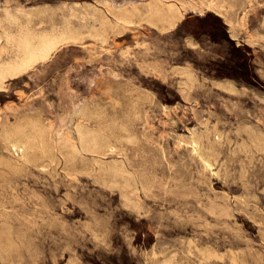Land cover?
Listing matches in <instances>:
<instances>
[{
	"label": "rangeland",
	"instance_id": "374dc122",
	"mask_svg": "<svg viewBox=\"0 0 264 264\" xmlns=\"http://www.w3.org/2000/svg\"><path fill=\"white\" fill-rule=\"evenodd\" d=\"M162 1L187 7L174 27L139 16L101 42L90 35L94 17L144 10L148 0H0V49L3 28L17 31L10 14L31 16L36 32L69 22L81 32L0 87V264L264 263V0H235L227 17L201 10L202 0ZM85 100L99 114L86 123L113 143L106 153L80 145L75 115ZM24 119L49 125L52 156L35 149L23 159L8 147L3 124Z\"/></svg>",
	"mask_w": 264,
	"mask_h": 264
},
{
	"label": "bare ground",
	"instance_id": "6f19581e",
	"mask_svg": "<svg viewBox=\"0 0 264 264\" xmlns=\"http://www.w3.org/2000/svg\"><path fill=\"white\" fill-rule=\"evenodd\" d=\"M151 1V0H150ZM150 1L148 0V4H147V7L144 9V10H139V9H137L136 7H133V8H113L112 7V9H111V11L110 12H112V14H113V18L112 17H109L108 15H101V16H96V17H94V20L96 21V23H94V24H92L91 25V27H90V25H88L89 27H90V35H92L93 37H95L96 39H98L99 41H101V42H105V41H107V39H108V34L110 33V32H115V33H118V32H120L121 30H123L124 28H127L128 26H129V24L130 23H132L133 22V20H134V18L135 17H139L140 16V18L141 19H143V20H145V21H147L148 23H150V24H153V25H155L156 27H158L159 29H161V30H165V29H169V28H172V27H174L175 25H176V23L181 19V17L183 16V11L185 10V8H187V7H184L183 5V7H179V5L177 6V5H175V4H173L172 2L170 3V4H165V3H163L164 1H162L161 0V2H158V0H154V1H152V3H150ZM160 1V0H159ZM178 1V0H177ZM235 0H202L201 2H199V4H198V7L202 10V9H204L205 7H211V8H215V9H217L220 13H222L224 16H230V15H232L233 14V12L231 13V8H233L234 6H235V2H234ZM246 1V0H245ZM179 2V1H178ZM191 2V1H190ZM81 3V2H80ZM147 3V2H146ZM186 3V2H185ZM192 3V2H191ZM106 4V3H105ZM142 4H143V2H142ZM135 6V5H134ZM143 6V5H142ZM144 6H146V5H144ZM192 7V6H191ZM198 8V9H199ZM37 9V8H36ZM66 9V8H65ZM222 10L224 11H226L225 13L224 12H222ZM33 15V14H32ZM24 16V18L26 19L25 20V22H22L21 20H20V16L19 15H16V14H10L9 16L7 15V17H6V19H8V21H10L12 24H14V25H17V31L14 33H11V32H9L6 28H3L4 29V37H5V44H7L6 46L9 48H7L6 46H4V47H2L1 49H0V87H3L4 86V84H5V81H6V78L7 77H9V76H14V75H16V74H19V73H21V72H23V71H25V70H27V69H29V68H31V67H33L37 62L39 63L40 61H45V60H47L48 58H50L51 57V55L53 54V52L61 45V44H63V43H67L68 41H77V40H79L80 38H81V32L79 31V30H77V29H74V28H72V26H70L69 24H71L70 22H69V24H66V26L61 30V31H59V32H49V33H44V32H36L33 28H32V25H31V27H29L28 26V21L30 22V20L32 21V18H31V16H29L28 14H26V13H24L23 15H22V17ZM33 17V16H32ZM68 17V16H67ZM66 17V18H67ZM70 19V18H69ZM140 19V21H142ZM67 20V19H66ZM66 20H65V23H66ZM72 20V19H71ZM138 20V19H137ZM233 19H231V20H229V22L231 23V28H234V24L232 23V22H234V21H232ZM235 20V19H234ZM5 21V20H4ZM139 21V20H138ZM136 22V21H135ZM65 23H64V25H65ZM146 23V22H145ZM237 23V22H236ZM2 24V23H1ZM82 24V23H81ZM136 24V23H135ZM142 24V23H141ZM53 25V24H52ZM134 25V24H133ZM263 25H264V19H263ZM2 26V25H1ZM54 26V25H53ZM53 26H51V27H53ZM73 26H75V25H73ZM83 26V25H82ZM62 27V26H61ZM132 27V26H131ZM130 27V28H131ZM75 28H79L78 26L77 27H75ZM81 28V27H80ZM2 29V30H3ZM82 29V28H81ZM44 30V29H43ZM60 30V29H59ZM160 30V31H161ZM84 31V30H83ZM82 31V32H83ZM86 33V32H85ZM262 35V34H261ZM263 36V35H262ZM2 37V34H0V38ZM72 43V42H71ZM70 43V44H71ZM79 43V42H78ZM59 49V48H58ZM3 52L5 53L6 52V55H7V57H6V55H5V57H4V55H3ZM188 70V69H187ZM184 71V70H183ZM181 74H183V73H181ZM186 74V73H185ZM190 75V74H189ZM188 76V75H187ZM192 76V75H191ZM186 77V76H185ZM189 77V76H188ZM188 77H186V78H188ZM187 80V79H186ZM113 81V80H112ZM188 81V80H187ZM192 82H193V80H192ZM180 83V82H179ZM186 83V82H185ZM181 84V83H180ZM189 84V83H188ZM193 84V83H192ZM228 85V84H227ZM183 86V85H182ZM180 88H182V87H180ZM188 89V88H187ZM189 90V89H188ZM187 90V91H188ZM190 91V90H189ZM104 93H106V91L104 92ZM131 93V92H130ZM136 94V93H135ZM144 94V93H143ZM183 94V93H182ZM187 94V96L185 97V95ZM188 94H189V92L188 93H184V97L185 98H187L188 97ZM105 95V94H104ZM112 95V94H111ZM106 96H107V93H106ZM106 96H105V98H106ZM189 97H190V95H189ZM109 98H111V97H109ZM106 99H108V98H106ZM190 99H191V97H190ZM113 100V99H112ZM91 102V101H90ZM90 102L89 101H86L85 100V102L80 106V108L78 109V111H77V114L75 115V116H77V121H76V131H77V133H78V138H79V142H80V145H81V147L82 148H84V149H89V150H93V152L94 151H98V152H103L104 150L106 151V149H108V148H112V142L111 141H109L108 139H107V137H103L98 131H93L92 129H90V127H89V125L86 123V120H87V118H88V120H89V117L91 116L92 117V115L93 114H95L96 113V110H95V108H93L92 107V105L90 104ZM163 105V104H162ZM168 109H170V107L168 108ZM99 111V110H98ZM164 111H165V109H164ZM163 111V112H164ZM101 112V111H100ZM170 112V111H169ZM134 113H135V111H134ZM104 114V113H103ZM126 114V113H125ZM125 114H123V115H125ZM129 114V113H128ZM95 115H99V114H95ZM135 116H136V113H135ZM90 117V118H91ZM94 117V116H93ZM101 117V116H100ZM129 117V116H128ZM131 117H132V115H131ZM130 117V118H131ZM97 119H98V116L96 117ZM120 118V117H119ZM124 118V117H123ZM126 118H127V116H126ZM139 118V117H138ZM170 118V117H169ZM93 119V118H92ZM118 119V118H117ZM120 119H122V118H120ZM129 119V118H128ZM131 119H135L134 117L133 118H131ZM130 119V120H131ZM25 120V119H24ZM95 120V119H94ZM101 120V119H100ZM124 120V119H123ZM126 120V119H125ZM124 120V121H125ZM132 120V121H133ZM137 120V119H136ZM104 121V120H103ZM121 121V120H120ZM5 122V121H4ZM105 122V121H104ZM103 122V123H104ZM110 122V121H109ZM126 122H129V121H126ZM89 123V122H88ZM97 123H99V121L97 122ZM103 123H101V126L103 125ZM165 123V122H164ZM124 124V123H123ZM128 124V123H127ZM130 124H132V122L130 123ZM107 126H108V124H106ZM120 125V124H119ZM134 125V124H133ZM116 126V125H115ZM124 126V125H123ZM203 126V125H202ZM104 128H105V126H103ZM112 127H114V126H112ZM120 127V126H119ZM126 127H127V125H126ZM204 127V126H203ZM99 128V127H98ZM101 128V127H100ZM111 128V127H110ZM110 128H109V130H110ZM53 129V128H52ZM51 129V130H52ZM106 130H107V128H105ZM120 129V128H119ZM133 129V128H132ZM101 130V129H100ZM117 130H118V128H117ZM196 129H194V131H195ZM257 130V129H256ZM259 130V129H258ZM112 131H114V129L112 130ZM119 131V130H118ZM117 131V132H118ZM120 131H122V130H120ZM119 131V132H120ZM203 131V130H202ZM3 135H1L2 136V138L4 137V139H5V142L7 143V145H8V147H12L15 151L16 150H20L21 151V156H22V158L23 159H26V158H28L30 155H34L35 156V154H31V152L32 153H34L33 152V150H35V149H37V150H39L41 153L40 154H42L43 156L44 155H50V153L51 154H53L54 153V145H55V143H54V145H53V138H52V136H51V133H50V127H49V125L48 124H46L42 119H37V120H33V119H27V120H25V121H23V122H21L20 124L18 123V124H16V125H10L9 124V122H5L4 124H3ZM1 132V133H2ZM134 132V131H133ZM132 132V133H133ZM250 133V132H249ZM111 134H114V132L112 133L111 132ZM119 134V136H120V133H118ZM127 134V133H126ZM126 134H124V135H126ZM198 134V133H197ZM200 134V133H199ZM262 134V133H261ZM260 134V135H261ZM264 134V133H263ZM116 135V134H115ZM122 135H123V133H122ZM121 135V136H122ZM133 135V134H132ZM259 135V136H260ZM199 136H201V135H199ZM218 136V135H217ZM256 136V135H255ZM67 139H66V142H65V144L64 145H72L71 143H70V134H67ZM114 137H116V136H114ZM125 137V136H124ZM163 137V136H162ZM188 136H186V138H187ZM252 137V136H251ZM257 137V136H256ZM109 138V137H108ZM117 138V137H116ZM131 138V137H130ZM134 138H135V135H134ZM140 138V137H139ZM180 138V137H179ZM182 138V137H181ZM188 138H190V137H188ZM187 138V139H188ZM201 138V137H200ZM205 138V137H204ZM220 138V137H219ZM222 138V137H221ZM253 138V137H252ZM138 139V138H137ZM162 139V138H161ZM202 139V138H201ZM65 140V139H64ZM68 140H69V142H68ZM117 140V139H116ZM128 140V139H127ZM130 140V139H129ZM128 140V141H129ZM133 140V139H132ZM163 140V139H162ZM183 140L185 141V139L183 138ZM2 141H3V139H2ZM118 141H119V138H118ZM182 141V140H181ZM187 141V140H186ZM185 141V142H186ZM190 141V140H189ZM192 141V140H191ZM260 141V140H259ZM4 142V141H3ZM2 142V143H3ZM64 142V141H63ZM120 142V141H119ZM262 142V141H261ZM152 143V142H151ZM156 143V142H155ZM160 143V142H159ZM178 143V142H177ZM219 143V142H218ZM263 143V142H262ZM4 144L5 143H3V146H4ZM62 144V143H61ZM115 144V143H114ZM153 144V143H152ZM192 144V143H191ZM199 144V143H198ZM208 144V143H207ZM7 145H5L6 147H7ZM75 145V144H74ZM157 145V144H156ZM161 145H162V143H161ZM164 145V144H163ZM176 145V144H175ZM178 145V144H177ZM180 145V144H179ZM178 145V146H179ZM182 145V144H181ZM200 145H202V144H200ZM205 145V144H204ZM219 145V144H218ZM255 145V144H254ZM5 146L3 147V149L5 148ZM63 146V145H62ZM62 146H60V147H58L59 149L62 147ZM160 146V145H159ZM197 146V145H196ZM220 146V145H219ZM74 147V146H73ZM76 147V146H75ZM80 147V148H81ZM120 147V146H119ZM118 147V148H119ZM162 147H164V146H162ZM209 147V146H208ZM218 146H216V148H217ZM11 148V149H12ZM63 148H65V147H63ZM67 148V147H66ZM121 148H122V146H121ZM121 148H120V150H121ZM153 148H156V147H154L153 146ZM165 148V147H164ZM163 148V149H164ZM213 148H215V147H213ZM229 148V147H228ZM6 149V148H5ZM10 149V150H11ZM71 149H72V147H71ZM75 149V148H74ZM123 149V148H122ZM157 149V148H156ZM178 149H180V148H178ZM194 149V148H193ZM200 149V148H199ZM198 149V150H199ZM201 149H205L204 147L202 148L201 147ZM200 149V150H201ZM218 149V148H217ZM63 150H64V153H65V149H62V152H63ZM68 150V149H67ZM66 150V151H67ZM82 150V149H81ZM87 150H85L84 152L86 153V151ZM126 150V149H125ZM157 150H159V149H157ZM195 150V149H194ZM36 151V150H35ZM52 151H53V153H52ZM70 151L71 150H68V152H69V154H71L70 153ZM72 151H73V149H72ZM75 151H77V150H75ZM111 151V150H110ZM206 151V150H205ZM212 151H214L213 149H212ZM8 152H9V150H8ZM11 152V151H10ZM19 152V151H18ZM18 152H16V153H18ZM58 152L60 153L61 151L60 150H58ZM120 152V151H119ZM160 152V151H159ZM221 152V151H220ZM219 152V153H220ZM35 153H37V152H35ZM56 153V152H55ZM67 153V152H66ZM91 153H92V151H91ZM103 153H106V152H103ZM108 153H110V152H108ZM107 153V154H108ZM123 153V152H122ZM161 153V152H160ZM194 153V152H193ZM202 153V152H201ZM209 153H211V152H209ZM60 154H62V153H60ZM69 154H68V156H69ZM74 154H76V153H74ZM95 154H97V153H95ZM111 154V153H110ZM127 154V153H126ZM191 154H192V152H191ZM215 154V153H214ZM13 155V154H12ZM41 155V156H42ZM56 155V154H55ZM194 155V154H193ZM211 155H213L212 153H211ZM18 156H19V154H18ZM43 156L42 157H40L41 159L43 158ZM50 156H52V155H50ZM61 156H64V155H61ZM67 156V155H66ZM71 156H73V152H72V154H71ZM80 156V155H79ZM126 156V155H125ZM164 156V155H163ZM217 156V158H218V155H216ZM10 157V156H9ZM15 157V156H14ZM13 157V158H14ZM31 158H32V156H30ZM53 157H55V156H53ZM57 157V156H56ZM77 157V156H76ZM205 157V156H204ZM211 157V156H210ZM2 158V157H1ZM4 158H6L7 159V157H4ZM11 158V157H10ZM10 158H9V160H10ZM16 158V157H15ZM63 158H65V156L63 157ZM86 158V157H85ZM94 158V157H93ZM201 158H203V157H201ZM200 158V159H201ZM44 159V158H43ZM51 159H53L52 157H51ZM55 159V158H54ZM53 159V160H54ZM61 159V158H60ZM73 159V158H72ZM78 159H80V157L78 158ZM82 159H84V158H82ZM87 159V158H86ZM97 159V158H96ZM199 159V160H200ZM211 159V158H210ZM13 160V159H12ZM11 160V161H12ZM28 160V159H27ZM36 160V159H35ZM38 160V159H37ZM40 160V159H39ZM45 160V159H44ZM43 160V161H44ZM47 160H49V159H47ZM56 160H58V159H56ZM65 160H67L66 158H65ZM76 160V159H75ZM92 160V159H91ZM122 160V159H121ZM203 160V159H202ZM208 160V159H207ZM215 160V159H214ZM1 161V160H0ZM11 161H10V163H11ZM18 161V160H17ZM25 161V160H24ZM32 161H34V160H32ZM41 161V160H40ZM50 161V160H49ZM81 161H83V160H81L80 159V162ZM89 161V160H88ZM93 161V160H92ZM99 161V160H98ZM119 161V160H118ZM117 161V162H118ZM123 161V160H122ZM127 161H130L129 159L127 160ZM154 161V160H153ZM16 162V161H15ZM15 162H13V163H15ZM21 162H23L22 161V159H21ZM27 162V161H26ZM31 162V161H30ZM54 162H55V160H54ZM66 162H68V161H66ZM75 162V161H74ZM83 162H86V161H83ZM90 162V161H89ZM102 162V161H101ZM100 161H99V164L101 163ZM205 162V161H204ZM204 162H203V164H204ZM211 162V161H210ZM12 163V164H13ZM17 163V162H16ZM15 163V164H16ZM33 163V162H32ZM34 163H36V161L34 162ZM43 163V162H42ZM47 163H50V162H47ZM76 163V162H75ZM105 163V162H104ZM132 163V162H131ZM131 163L129 164V165H131ZM9 164V163H8ZM8 164H6V165H8ZM12 164H11V166H12ZM19 164V163H18ZM17 164V165H18ZM39 164V163H38ZM46 163H44V165H45ZM82 164V167H83V163H81ZM85 164V163H84ZM88 164V163H87ZM98 164V163H97ZM103 164V163H102ZM102 164H100V165H102ZM107 164H109V163H107ZM115 164H116V162H115ZM123 164V163H122ZM128 164V163H127ZM134 164V163H133ZM132 164V165H133ZM210 164V163H209ZM213 164V162L211 163V165ZM3 165H5V164H3ZM16 165V166H17ZM77 165H78V163H77ZM92 165V164H91ZM104 165V164H103ZM114 165V164H113ZM124 165V164H123ZM131 165V167H132V169H133V167L134 166H132ZM208 165V164H207ZM16 166H15V168H16ZM69 166V165H68ZM73 165H71V166H69V167H72ZM79 166V165H78ZM85 166V165H84ZM90 166V165H89ZM98 166V165H97ZM106 166V165H105ZM110 166H112V165H110ZM115 166V165H114ZM117 166V165H116ZM13 167V166H12ZM19 167V166H18ZM20 167H21V165H20ZM23 167V166H22ZM46 167V166H45ZM91 167V166H90ZM89 167V168H90ZM101 167H103V166H101ZM107 167V166H106ZM106 167H103V168H106ZM118 167H120V166H118ZM210 167V166H209ZM123 168V167H122ZM204 168H205V166H204ZM72 169H73V167H72ZM76 169V167L74 168V170ZM85 169V168H84ZM91 169V168H90ZM93 169V168H92ZM111 169V168H110ZM114 169V168H113ZM128 168H126V170H127ZM135 170H136V168H134ZM133 169V170H134ZM139 169H141V168H139ZM14 170V169H13ZM77 170V169H76ZM79 170V169H78ZM94 170H95V167H94ZM101 170H102V168H101ZM124 171H125V168L123 169ZM105 170L103 169V171L102 172H104ZM137 171V170H136ZM140 171V170H139ZM138 171V172H139ZM145 171V173L147 174V170H144ZM144 171H142V172H144ZM108 172V171H107ZM113 172V174L114 175H116V174H119V168H115L113 171H111V173ZM123 172V171H122ZM121 172V173H122ZM149 172V171H148ZM127 173V172H126ZM129 173H130V171H129ZM128 173V174H129ZM132 173V172H131ZM141 173V172H140ZM99 174H101V173H99ZM109 174V173H108ZM123 174H125V172H123ZM101 175H103V174H101ZM101 175H99V176H101ZM120 175V174H119ZM136 175H138V174H136ZM149 175V173L147 174V176ZM3 176V175H2ZM7 176V175H6ZM104 176V175H103ZM117 176V175H116ZM130 176V175H129ZM135 176V175H134ZM144 176H146L145 174H144ZM146 176V177H147ZM151 176V175H150ZM149 176V177H150ZM17 177H19V176H17ZM102 177V176H101ZM107 177V176H106ZM109 177V176H108ZM112 176H110V178H111ZM115 177V176H114ZM114 177H113V180H115L114 179ZM118 177V176H117ZM116 177V178H117ZM122 177V176H121ZM125 177V176H124ZM132 178H135V177H132ZM123 180V179H121V178H119L118 177V180ZM131 179V178H130ZM140 179H141V177H140ZM147 180V178H144L143 179V181H146ZM148 179H150V178H148ZM2 180V179H1ZM0 180V181H1ZM6 180V179H5ZM10 180V179H9ZM8 180V181H9ZM108 180V179H107ZM118 180H116V181H118ZM128 180V179H127ZM102 181H103V178H102ZM137 181V180H136ZM149 182H151L150 180H148ZM2 182H4V181H2ZM1 182V183H2ZM9 182H11V181H9ZM105 182V181H104ZM115 182V181H114ZM113 182V183H114ZM121 182V181H120ZM122 182H124V181H122ZM121 182V183H122ZM142 182V181H141ZM7 183V182H6ZM108 183V182H107ZM116 183V182H115ZM133 183V182H132ZM139 183H140V181H139ZM4 184V183H3ZM118 184H120V183H118ZM123 184V183H122ZM140 184H142V183H140ZM143 184H144V186H147L149 183H147V185H146V183L145 182H143ZM7 185V184H6ZM117 185V184H116ZM134 185V184H133ZM1 186V185H0ZM7 186H9V185H7ZM6 186V187H7ZM122 186V185H121ZM5 187V186H4ZM11 187V186H10ZM2 188V187H1ZM121 188V187H120ZM135 188V185H134V187H133V189ZM142 188H144V187H142ZM148 188V187H147ZM5 189V188H4ZM12 189V188H11ZM123 189V188H122ZM127 189H129V188H127ZM146 189V188H145ZM13 190V189H12ZM124 190V189H123ZM123 190H121V192L123 191ZM126 190V189H125ZM135 190V189H134ZM3 191V190H2ZM14 191H16V190H14ZM128 191V190H127ZM129 191H130V189H129ZM133 191V190H132ZM139 192V191H138ZM146 192V191H145ZM5 192H3V194H4ZM16 193V192H15ZM122 194V193H121ZM128 194V193H127ZM130 194V193H129ZM5 195L6 194H4V196L2 195V197H5ZM14 196V195H13ZM88 196V195H87ZM130 196H134V195H130ZM136 196V195H135ZM6 197H8V196H6ZM9 197H10V194H9ZM12 197V196H11ZM124 197V196H123ZM137 197V196H136ZM18 198V197H17ZM17 198L15 199V201L17 200ZM21 198V197H20ZM125 198V197H124ZM127 198H129V195L127 196ZM141 198V197H140ZM14 199V198H13ZM19 199V198H18ZM9 200V199H8ZM129 200H132L131 198L129 199ZM2 201V200H1ZM11 201H13V200H11ZM7 202V201H6ZM9 202V201H8ZM5 203V202H4ZM15 203V202H14ZM20 203V202H19ZM125 203H126V200H125ZM128 203H129V201H128ZM128 203H126V204H128ZM138 203V202H137ZM16 204V203H15ZM2 205V204H1ZM11 205V204H10ZM9 205V206H10ZM129 205V204H128ZM5 206V205H4ZM12 207V206H11ZM132 207H134V206H132ZM136 207V206H135ZM7 208V207H6ZM14 209V208H13ZM229 209V208H228ZM10 210V209H9ZM18 210V209H17ZM17 210H15V211H17ZM2 211V210H1ZM0 211V212H1ZM4 211V210H3ZM11 211V210H10ZM7 212V211H6ZM26 212V211H25ZM5 213V212H4ZM27 213V212H26ZM28 214V213H27ZM8 215V214H7ZM6 215V216H7ZM9 215H10V213H9ZM8 215V216H9ZM25 215V214H24ZM1 216H3V215H1ZM6 216L4 217V218H6ZM11 216V215H10ZM12 216H15V215H13L12 214ZM20 216V215H19ZM26 216V215H25ZM35 216V215H34ZM30 217V216H29ZM1 218V217H0ZM8 218V217H7ZM12 218V217H11ZM21 218H23V217H21ZM178 218V217H177ZM2 219V218H1ZM13 221H14V223H15V219H17V218H14L13 217ZM25 219V218H24ZM6 220V219H5ZM8 220H10V219H8ZM12 220V219H11ZM19 220V218L16 220V222H19L18 221ZM28 221V220H27ZM22 222V221H21ZM4 223V222H3ZM24 223V222H23ZM8 224H10V223H8ZM7 224V225H8ZM17 224V223H16ZM15 224V225H16ZM29 224V223H28ZM28 224H25V226L27 227L28 226ZM1 225H3L2 223H1ZM6 225V226H7ZM5 226V227H6ZM13 226V225H12ZM2 228V230H3V226H1ZM9 227V226H8ZM16 227V226H15ZM21 227V226H20ZM20 227H18V228H20ZM105 227V226H104ZM22 228H24V225H23V227ZM40 229V228H39ZM7 231H8V228L6 229ZM6 230H5V232H6ZM19 230V229H18ZM24 230L25 231H27V229H25L24 228ZM24 230H23V232H24ZM13 231V230H12ZM15 231V230H14ZM17 231V230H16ZM20 231V230H19ZM4 232V231H3ZM18 232V231H17ZM8 235H10V231L9 232H6ZM15 233V232H14ZM19 233V232H18ZM23 234V233H22ZM1 235H2V233H1ZM11 235H13V233L11 234ZM24 235H26V234H24ZM6 237H8L7 235H5ZM16 236H18V234L16 235ZM15 236V237H16ZM27 236V235H26ZM5 237V238H6ZM21 237V236H20ZM22 237H25V236H22ZM2 239H4V237L2 238ZM10 239V238H9ZM13 239H14V237H13ZM20 239V238H19ZM22 239V238H21ZM1 240V239H0ZM10 240H12V238L10 239ZM26 240V239H25ZM24 240V241H25ZM16 242V241H15ZM15 242H14V244H15ZM2 243V242H1ZM7 243V242H6ZM6 243H3L4 245L6 244ZM8 243H10V242H8ZM22 243V242H21ZM20 243V244H21ZM11 247L13 246V242H11ZM18 244L19 243H17L16 245L18 246ZM4 245H3V247H4ZM6 245H8V244H6ZM8 247V246H7ZM10 247V246H9ZM18 247H20V246H18ZM1 248V247H0ZM14 248V247H13ZM10 249V248H9ZM208 249V248H207ZM4 250V249H3ZM17 250H18V248H17ZM205 250V249H204ZM211 250V249H210ZM210 250H208V251H210ZM7 251V250H6ZM11 251V250H10ZM16 251V250H15ZM14 251V252H15ZM204 252V251H203ZM212 252V251H211ZM5 253V252H4ZM7 253H8V251H7ZM6 253V254H7ZM206 253H208V252H206ZM205 253V254H206ZM156 254V253H155ZM211 254V253H210ZM3 255V254H2ZM8 255V254H7ZM243 255V254H242ZM242 255H241V257H242ZM247 255V254H246ZM4 256V255H3ZM9 256V255H8ZM240 256V255H239ZM245 256V255H244ZM222 257V256H221ZM235 257V256H234ZM247 257V256H246ZM245 257V258H246ZM254 256H252V258H253ZM243 258V257H242ZM202 259V258H201ZM207 259V258H206ZM233 259V258H232ZM235 259V258H234ZM237 259V258H236ZM240 259V258H239ZM251 259V258H250ZM4 260V259H3ZM10 259L8 258V260L7 261H9ZM243 260H244V258H243ZM242 260V261H243ZM210 261V260H209ZM234 261V260H233ZM232 261V262H233ZM245 261V260H244ZM255 261V260H254ZM235 262V261H234ZM259 263V261L257 260V261H255V263ZM242 263V262H241ZM244 263H246V261L244 262ZM253 263V262H252ZM251 263V264H252ZM234 264V263H233ZM262 264H264V263H262Z\"/></svg>",
	"mask_w": 264,
	"mask_h": 264
}]
</instances>
